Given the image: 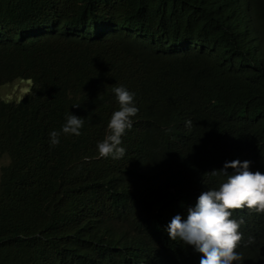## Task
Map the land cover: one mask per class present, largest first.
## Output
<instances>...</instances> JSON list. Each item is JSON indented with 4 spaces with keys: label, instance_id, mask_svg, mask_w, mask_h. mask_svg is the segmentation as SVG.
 <instances>
[{
    "label": "trees",
    "instance_id": "trees-1",
    "mask_svg": "<svg viewBox=\"0 0 264 264\" xmlns=\"http://www.w3.org/2000/svg\"><path fill=\"white\" fill-rule=\"evenodd\" d=\"M66 13L84 26L86 43L45 34L53 18L70 24ZM101 19L145 39L88 35ZM15 77L30 84L17 101L0 98V264H120L119 234L141 237L139 171H178L207 140L227 158L256 163L258 152L264 161V0H0V83ZM121 85L139 111L121 138L124 156L102 158L97 143ZM69 113L85 119L81 135L61 134L53 146L49 134ZM104 193L112 216L125 217L97 235L99 226H86L93 197ZM242 233L240 264H264V214ZM249 236L255 243L245 247ZM166 248L180 264L202 258L174 240Z\"/></svg>",
    "mask_w": 264,
    "mask_h": 264
},
{
    "label": "clouds",
    "instance_id": "clouds-1",
    "mask_svg": "<svg viewBox=\"0 0 264 264\" xmlns=\"http://www.w3.org/2000/svg\"><path fill=\"white\" fill-rule=\"evenodd\" d=\"M67 18L70 24H65L61 18H53L41 27L52 39L86 43L83 41L84 26L74 22L68 14ZM100 21L91 26L88 35L118 39L132 45L140 43L132 35L145 39L146 33L135 26H131L128 33L124 25L112 19ZM186 45L185 38L178 40V46ZM113 92L119 110L112 113L107 125L108 134L97 143V150L102 158L119 159L125 154L121 138L126 130L132 128V117L139 109L135 105V93L125 86L114 87ZM72 107L78 108L80 104ZM84 123L83 117L69 113L60 131L53 130L49 134L51 144L58 145L61 134L80 136ZM191 123L186 121V126ZM219 149L207 140L190 161L182 163L178 171L154 172L148 177L141 173L142 170L139 171L136 179H141L145 190L140 194L145 201L144 207L140 208L143 213L139 224L141 237L134 239L127 233L119 234V239L112 246L115 251L125 254L120 258V264H180L173 260L174 255L166 248L171 240L193 246V256H202L199 264H240L243 261V254L236 251L243 240L242 230L248 233L253 217L264 214V161L260 160L257 150L258 161L252 163L249 157V161L241 162L236 159L238 155L234 158L222 156ZM167 156L175 158L172 153ZM206 178L211 182L190 189L191 195L186 199L180 195L182 189ZM93 199L95 206L91 205L90 209L95 214L89 220L87 229L99 226V235L110 221L124 220V214L115 213L112 216V211L104 205L110 199L107 194H96ZM102 207L109 210L107 218L99 214ZM88 233L90 231L83 234ZM253 243L255 238L249 236L244 246Z\"/></svg>",
    "mask_w": 264,
    "mask_h": 264
},
{
    "label": "rangeland",
    "instance_id": "rangeland-1",
    "mask_svg": "<svg viewBox=\"0 0 264 264\" xmlns=\"http://www.w3.org/2000/svg\"><path fill=\"white\" fill-rule=\"evenodd\" d=\"M29 84V79L21 77L0 83V98L7 101H17L28 91ZM6 162L7 156L0 154V166Z\"/></svg>",
    "mask_w": 264,
    "mask_h": 264
}]
</instances>
